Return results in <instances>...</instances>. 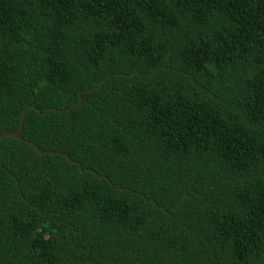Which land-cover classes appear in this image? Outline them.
<instances>
[{
	"label": "trees",
	"instance_id": "trees-1",
	"mask_svg": "<svg viewBox=\"0 0 264 264\" xmlns=\"http://www.w3.org/2000/svg\"><path fill=\"white\" fill-rule=\"evenodd\" d=\"M27 106L0 264H264V0H0Z\"/></svg>",
	"mask_w": 264,
	"mask_h": 264
},
{
	"label": "water",
	"instance_id": "water-1",
	"mask_svg": "<svg viewBox=\"0 0 264 264\" xmlns=\"http://www.w3.org/2000/svg\"><path fill=\"white\" fill-rule=\"evenodd\" d=\"M78 102L70 107H73L75 105H78L80 103V97L78 96ZM28 106L26 108L23 109L21 115H20V120H19V124H18V127H17V130L15 131H7V132H4V133H1L0 134V137H5V136H11L13 138H17L19 136V130L21 128V125H22V120H23V117H24V114L27 110ZM54 110V109H53ZM55 111H59V110H55ZM43 113H45V111H43ZM39 153H42L43 151L41 150H38ZM80 169V167H78Z\"/></svg>",
	"mask_w": 264,
	"mask_h": 264
}]
</instances>
